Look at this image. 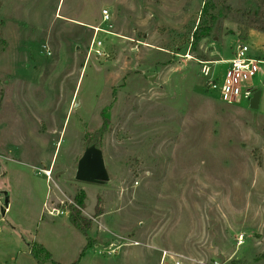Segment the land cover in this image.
I'll return each mask as SVG.
<instances>
[{"label":"rangeland","instance_id":"374dc122","mask_svg":"<svg viewBox=\"0 0 264 264\" xmlns=\"http://www.w3.org/2000/svg\"><path fill=\"white\" fill-rule=\"evenodd\" d=\"M103 9L111 32L130 33L138 14L153 46L129 41L133 52L100 32L108 57L87 60L90 27L107 28ZM263 26L261 0H0V192L8 194L0 263L37 264L35 242L60 264H133L141 253L142 264H158L162 250L190 257L167 264H264V78L247 82L260 91L252 109L224 104L206 86L222 83L228 64L201 72L205 53L225 57L233 35ZM194 31L207 36L196 43ZM126 63L120 82L107 77L111 64ZM168 64L178 66L170 96L156 100L145 78L157 82ZM192 88L207 96H190ZM105 112L109 180L76 181L86 136ZM81 192L86 235L68 218ZM48 198V208L68 212L50 215Z\"/></svg>","mask_w":264,"mask_h":264},{"label":"built area","instance_id":"2783aa9c","mask_svg":"<svg viewBox=\"0 0 264 264\" xmlns=\"http://www.w3.org/2000/svg\"><path fill=\"white\" fill-rule=\"evenodd\" d=\"M101 22L106 25L107 28L104 29L98 26L90 27L93 31V35L87 48V60L91 56L99 59L108 57L105 45H103V39H101L98 34L100 32L112 34L109 30L111 24L109 23V13L106 9L101 11ZM201 72L205 76L210 74L208 62L203 63ZM257 75L264 78V49L256 50L251 44L243 40L236 45L231 58L228 60V68L222 83L208 80L206 86L211 89H217L219 99L224 104L237 105L242 101L250 102L254 93L258 91L257 89H251L247 86V82ZM44 173L48 176L46 172ZM47 211L50 215H61L68 212L67 210H60L58 207H50ZM133 244H137V242H133ZM165 255L166 252H163V259ZM175 264H179V261H175ZM214 264H218V262L215 261Z\"/></svg>","mask_w":264,"mask_h":264},{"label":"crops","instance_id":"0c3cea01","mask_svg":"<svg viewBox=\"0 0 264 264\" xmlns=\"http://www.w3.org/2000/svg\"><path fill=\"white\" fill-rule=\"evenodd\" d=\"M154 2H157V3H159V0H154ZM157 5H166V3H163V4H157ZM138 9L139 8H137V10H136V12H138ZM138 14H139V12H138ZM135 15V19H133V21H129V22H131V26H132V31L130 32V33H128L127 31H119V30H117V31H114V32H112V34H114V37H112V40L115 42V45L117 46H119V47H124V48H126V47H129V45H130V43H129V41L130 42H132V41H137L138 42V44H141V45H143V46H146V47H148V46H153L152 44H150V43H148V41H149V39L152 37V34H149V32H147V30H146V28H145V23L146 22H143V21H141L140 19H139V15ZM134 22V23H133ZM157 23H159V21L157 22ZM127 32V33H126ZM139 32H142V39H139L138 38V34H139ZM235 34V33H234ZM237 35H233L232 37H234L235 38V41L233 42V44H232V46H231V48H230V50L228 51V55H226L225 57H221L220 59H218L217 57H214V54L213 55H211V58H209L210 56V54H206L205 53V57L203 58V62H208L209 64L210 63H215V62H217V61H223V62H225L226 64H228V60L230 59V57H231V55H232V52H233V50H234V48L236 47V45L240 42V41H242V40H240L238 37H236ZM254 36H260V37H262L261 38V40H260V42H257V43H254L253 45V47L256 49V50H260V49H264V33H262V32H258V31H255V30H250L249 31V33H248V35H247V38H250V37H254ZM115 39H118V40H115ZM232 39V38H231ZM230 40V39H229ZM130 49H132V51L133 52H136L137 51V48H135V47H129ZM128 48V49H129ZM157 47H154V49H156ZM216 51V50H215ZM216 53H218V52H215V55H216ZM211 59V60H210ZM206 60V61H205ZM113 64H111V66H112ZM109 66V67H107L106 69H105V71L107 72V69L108 68H110L111 70H112V72L111 73H109V72H107V77L109 78V79H115L114 81L115 82H120L121 81V78H122V75H123V73H124V71H125V69H129L130 67L128 66V64L126 63L125 64V67L124 66H122V65H118L117 64V66H116V64H114V66ZM167 68L165 69V70H162L160 73H159V75L158 76H160L159 78L157 77V82H151L149 79L151 78V76L149 75V76H147V78H145V81H146V84L147 85H149V84H151L152 86H150V88L148 89V96H153V97H157V99L156 100H158V99H161L163 96H165L166 94H167V96H170V93H169V91H170V88H171V86H170V76H171V74L172 73H174L175 71H177V67L178 66H175V65H173V64H168L167 66H166ZM166 72L168 73L167 74V76H166ZM170 75V76H169ZM146 77V76H145ZM149 83V84H148ZM147 85H146V87H147ZM155 85V86H154ZM141 91H143V89H141ZM147 92V91H146ZM139 93H141L140 91L139 92H134V95L135 96H137ZM190 96H207V95H205V94H201V93H197V92H195V89L194 88H192L191 89V93H190ZM4 98H5V96H4ZM260 98V97H259ZM258 104H259V100H258V103H257V107H258ZM166 107H168V109L169 110H172V108L169 106V105H167L166 103L164 104ZM173 107H177L178 108V106H177V103H176V101H175V104L173 105ZM256 107V108H257ZM249 108H250V102H249ZM256 108H252V109H256ZM19 151V150H18ZM16 153H18V152H16ZM19 154V153H18ZM11 161V160H10ZM41 173V172H40ZM4 199V196H3V192H0V204L2 203V200ZM49 199L50 198H48V200L44 203V208H45V210H48V202H49ZM7 209H8V207L7 208H5L3 211H1V219H3L4 217H5V215H6V213H7ZM1 210H2V207H1ZM187 239L191 242V237H187ZM186 239V241L187 242H189L188 240ZM134 242H136V241H134ZM113 244H115V245H117V246H115L116 247V249L115 250H117L120 246H121V244L120 245H118L117 244V241H113ZM137 244H138V242H137ZM137 244H135V245H137ZM150 244H153V242L152 243H150ZM148 245H149V243H148ZM29 247H30V245H28V249H29ZM163 252H166V255H165V258L163 259L162 258V254H163ZM142 255H141V257H135V258H132L133 260H129V259H127V261H129V262H131V263H133V264H140L145 258L143 257V255H145L146 256V254H144V253H141ZM162 254L160 255V260H159V262H158V264H167L166 263V257L167 256H170V255H174L175 257H180V256H182L183 258H187V259H190V257H188V256H186V255H183V254H177V253H170V252H168V251H165V250H162ZM175 257H172V256H170V258H173V259H175ZM36 261V260H35ZM133 261V262H132ZM37 263V262H36ZM142 264V263H141ZM170 264V263H169Z\"/></svg>","mask_w":264,"mask_h":264},{"label":"trees","instance_id":"16d2710c","mask_svg":"<svg viewBox=\"0 0 264 264\" xmlns=\"http://www.w3.org/2000/svg\"><path fill=\"white\" fill-rule=\"evenodd\" d=\"M261 3H264V0H261ZM255 30L264 33V26L260 28H255ZM207 36V33L197 35L195 31L193 32V39L197 43L201 37ZM242 40L247 38L246 35L240 36ZM103 123L97 131H94L92 134L87 135L85 139L86 145H94L97 148H100V141L102 140L103 135L108 130L109 125V118L108 114L105 112L102 114ZM85 200L86 195L84 192H81L78 195H75L73 198V204L70 206L68 218L71 225L78 230L79 232L83 233L84 235L87 234L88 230L92 225V219L87 218L82 214V210L85 208ZM101 214L100 208L98 205L94 208V216L97 217ZM92 239L87 237V246L91 245ZM30 254L34 257L37 264H45L47 261H52L53 264H60L51 260V254L44 248L42 245L37 244L35 242L30 244L29 247ZM264 255V254H263ZM1 264V263H0Z\"/></svg>","mask_w":264,"mask_h":264},{"label":"water","instance_id":"95a60500","mask_svg":"<svg viewBox=\"0 0 264 264\" xmlns=\"http://www.w3.org/2000/svg\"><path fill=\"white\" fill-rule=\"evenodd\" d=\"M260 91H256L250 100V108H256ZM75 180L83 183L104 184L109 180L103 154L100 148L88 146L77 161ZM2 211L8 207V194L3 193Z\"/></svg>","mask_w":264,"mask_h":264},{"label":"flooded vegetation","instance_id":"af4514ba","mask_svg":"<svg viewBox=\"0 0 264 264\" xmlns=\"http://www.w3.org/2000/svg\"><path fill=\"white\" fill-rule=\"evenodd\" d=\"M84 143H85V142H84ZM88 146H92V145H91V144H89V145L84 144V150H85V148L88 147Z\"/></svg>","mask_w":264,"mask_h":264}]
</instances>
